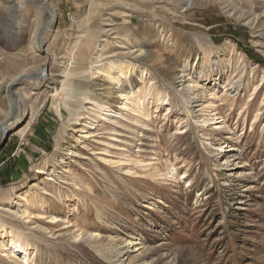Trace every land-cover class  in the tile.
I'll use <instances>...</instances> for the list:
<instances>
[{
  "label": "rangeland",
  "instance_id": "1",
  "mask_svg": "<svg viewBox=\"0 0 264 264\" xmlns=\"http://www.w3.org/2000/svg\"><path fill=\"white\" fill-rule=\"evenodd\" d=\"M5 1L0 264H264V0H48L44 45L46 8L19 37ZM120 63L113 84L102 71Z\"/></svg>",
  "mask_w": 264,
  "mask_h": 264
},
{
  "label": "bare ground",
  "instance_id": "2",
  "mask_svg": "<svg viewBox=\"0 0 264 264\" xmlns=\"http://www.w3.org/2000/svg\"><path fill=\"white\" fill-rule=\"evenodd\" d=\"M17 1H18V4H19V7H18V11H17V13L19 14L18 16H20L21 17V19H22V21H19L20 22V24H19V26H17V30H16V33H17V35L19 36V37H23L24 36V28H25V24H27V21H28V18H29V16H30V13L32 12V7H37L38 8V6H39V2H40V4H42V6L43 7H45L46 8V10L48 11V13H49V16H50V22L48 23V26H47V28H46V31L44 32V36H43V38H44V40H43V42L46 40V38H47V36L48 35H50V32H53V22H54V20L55 19H57V18H59V16L61 15V12L58 10V8L56 7V6H53V5H51V4H48V0H10V2H9V0H6L5 1V8L8 6V4H16L17 3ZM163 1V0H162ZM36 8V9H37ZM35 9V10H36ZM37 11H38V9H37ZM41 12V11H40ZM42 13V12H41ZM42 15V14H41ZM41 15H40V18H41ZM39 16V15H38ZM255 19H256V22H254V24H253V27L254 28H260V30H261V28H263V30H262V33L264 34V24L262 23H260L259 22V18H258V16H255ZM41 20V19H40ZM52 21V22H51ZM38 25H37V27H36V29H35V31H34V36H32V37H37V35H38V32H39V30L42 28V30H41V32H40V35L42 34V32L44 31V29H43V26L44 25H42L43 23H41V22H39L38 21V23H37ZM97 26V25H96ZM99 29H101L100 27H99ZM65 30H66V28H65ZM98 30V29H97ZM103 30H105V29H103ZM102 30V31H103ZM107 30V29H106ZM259 30V29H258ZM259 30V31H260ZM109 31V30H108ZM107 31V32H108ZM57 33H60V35L61 34H63L64 35V33H65V31H63L62 33L60 32V31H56ZM99 32H101V31H99ZM85 33V32H84ZM83 33V34H84ZM38 38V37H37ZM80 38H82V37H80ZM78 39V38H77ZM79 40V39H78ZM85 40V39H84ZM34 42H35V40H34ZM78 42V41H77ZM79 42H81V43H83L82 42V39H81V41H79ZM85 42V41H84ZM45 43V42H44ZM78 44V43H77ZM145 43H143V44H138L137 45V47H138V50L141 52V54H145L146 56H148V55H150V52L148 51V49L146 48V46L144 45ZM147 45V44H146ZM77 46V45H76ZM79 46V45H78ZM82 45H80V47H81ZM72 48H74V47H72ZM76 48V47H75ZM136 48V47H135ZM78 49V48H77ZM74 50V49H73ZM73 50H71V51H73ZM203 51H205L204 49H203ZM75 55H76V53H75ZM211 55L209 56V58L211 59ZM73 58H74V56H73ZM76 58V57H75ZM213 58H214V66H212V71H217L218 72V74H219V72L221 71V70H219V67L217 66L219 63L217 62V59H216V54H215V56H213ZM49 59V58H48ZM70 60H72V59H70ZM202 60H204V59H202ZM195 62H197L196 63V65H195V67L193 68V67H191V69H194V71H191V69H190V71L189 72H187L188 71V65H189V63H190V60H187V61H185V64H184V68H186L187 70H185V69H182L183 71H182V73L180 74V76H178V78H179V83H180V85L182 86V88L184 89V90H187V91H193L195 88L197 89L199 86H200V81H197V76H195V70L197 69V66L201 63V61H200V59H199V57L197 58V59H195ZM202 63H204L203 61H202ZM12 64V63H11ZM15 64V63H14ZM123 64V63H122ZM121 63H120V65H115V64H108L109 66H106V68L104 69V71H102L103 72V76H104V78H110V80H111V82L113 83V84H115V82L116 81H118L119 82V80L122 78L121 76H123V75H127V74H129V73H131V71H129V69L127 70V71H125L124 69H125V67H123V65H122ZM13 65V64H12ZM12 65H10V68H11V66ZM72 65V64H71ZM169 67V70H171V72H173L174 71V69H175V67L174 66H172V64L170 63L169 65H168ZM13 67V66H12ZM15 67H16V65H15ZM10 68H9V70H10ZM32 69V68H31ZM37 69H38V67H37ZM73 69V68H72ZM29 70L30 69H28V68H26L25 67V69H23L18 75H16L12 80H11V82H10V84H15V83H19L20 81H23V79L25 78V77H27V75H30V74H33V73H29ZM33 70H35V69H33ZM32 70V71H33ZM41 71L39 72L38 71V73H36V74H40L41 75V78L42 79H48L47 81H48V83H51V81H54V83H56V84H59V79L58 78H55L54 76H56L55 74H53V73H51V76H49V73L47 72V70H48V66L46 65V66H44V67H42V69H40ZM68 70H69V68H68ZM114 70H117L118 71V73H116L115 74V72H114ZM142 71V70H141ZM168 71V70H167ZM67 72V71H66ZM101 72V73H102ZM97 73V72H96ZM100 73V72H99ZM36 74H34V75H36ZM72 74H73V72H72ZM169 74H170V72H169ZM74 75V74H73ZM143 75V74H142ZM61 76H63L62 74H61ZM127 77V76H126ZM37 77H35V79H36ZM64 78V77H63ZM50 79V80H49ZM127 79V78H126ZM70 73L69 72H67V74H66V77H65V80H63V82L61 83V94L63 95V97L64 96H71V93L73 92V90L74 89H72L73 87H71L72 86V84H71V86H70V84H69V82H70ZM175 80V79H174ZM108 81V80H107ZM121 81V80H120ZM112 84V85H113ZM123 88V87H122ZM121 88V89H122ZM125 88V87H124ZM55 89V88H54ZM114 90V89H113ZM198 90V89H197ZM55 91H56V93H57V91H58V89H55ZM122 91H123V89H122ZM125 91V90H124ZM123 93V92H122ZM128 93V94H127ZM125 95H129V94H131L132 93V88L130 89V91L129 92H127ZM55 94V93H54ZM125 97H128V96H125ZM23 98H24V101H25V105H26V110L27 109H29V106H28V102L26 101V97H25V95L23 96ZM130 99V98H129ZM128 99V100H129ZM44 105V104H43ZM58 105V104H57ZM56 105V106H57ZM99 105V104H98ZM61 107V106H60ZM100 107V106H99ZM40 108L42 109V107L40 106ZM57 108V107H56ZM31 110V109H30ZM57 110V109H56ZM204 110V109H203ZM61 111V110H60ZM28 112H29V110H28ZM31 112V119H30V121L28 122V126L26 127V129L24 130V132L23 133H26L27 132V129L30 127V123L32 122V120L33 119H35L36 118V111H30ZM11 113H9L8 114V117L7 118H5V119H7L8 121H9V119H11ZM13 123L14 122H11L10 124H8V127L10 128V127H12L13 126ZM3 125L4 126H6V128H8L7 127V125H6V123H3ZM2 125V126H3ZM14 243H15V246L17 247V248H22V244L17 240V241H14ZM131 243V240H129L128 241V244H130ZM101 255H102V257L104 258V259H106L107 261H110V262H114L115 260H114V257L111 255V254H105V253H101Z\"/></svg>",
  "mask_w": 264,
  "mask_h": 264
},
{
  "label": "water",
  "instance_id": "3",
  "mask_svg": "<svg viewBox=\"0 0 264 264\" xmlns=\"http://www.w3.org/2000/svg\"><path fill=\"white\" fill-rule=\"evenodd\" d=\"M51 22H52V21H51ZM40 42H41L42 45H44V42H43V40H42V34L40 35ZM15 107H16V105H15V102H14V105H13V110H14V111H15V109H16ZM6 129H7L6 126L3 125L4 133H6V131H7Z\"/></svg>",
  "mask_w": 264,
  "mask_h": 264
}]
</instances>
